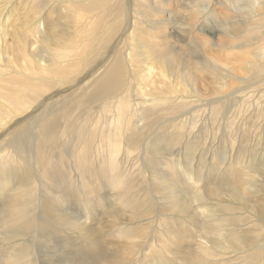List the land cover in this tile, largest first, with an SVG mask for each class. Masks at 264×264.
I'll list each match as a JSON object with an SVG mask.
<instances>
[{
    "label": "rangeland",
    "instance_id": "1",
    "mask_svg": "<svg viewBox=\"0 0 264 264\" xmlns=\"http://www.w3.org/2000/svg\"><path fill=\"white\" fill-rule=\"evenodd\" d=\"M125 2L0 0L10 78L30 64L28 50L53 54L26 27L44 17L53 37L78 47L79 74L63 82L100 66L79 91L44 86L6 127L27 114L22 146L13 140L10 162L0 159V181L16 178L0 194V264H264V0H142L132 13L140 30L122 43ZM154 58L166 78L142 79ZM183 82L191 104L180 110ZM144 94L175 100L135 116ZM0 111L9 113L3 99Z\"/></svg>",
    "mask_w": 264,
    "mask_h": 264
},
{
    "label": "bare ground",
    "instance_id": "2",
    "mask_svg": "<svg viewBox=\"0 0 264 264\" xmlns=\"http://www.w3.org/2000/svg\"><path fill=\"white\" fill-rule=\"evenodd\" d=\"M132 1L133 0H126V2H125L124 9L126 11L127 18H126V22H125L124 28L122 30V33H121L122 43H127L129 40H132L135 37V31L140 30L134 26L135 22H136V20H135L136 18L134 15H132V13L143 7V4L141 3L142 0L139 2V4L135 5V10L133 9ZM47 20H48V17H44L42 19L39 18L35 21L34 24L32 23L33 25L30 24L26 27L29 29L28 32H29L32 39H34L35 41H37L39 43L41 42V43L49 44V45H51V47L54 46L55 49H51V50H53V54H50L49 53L50 51L49 52L47 51L49 53L48 54L49 58L47 59L45 57L38 55L40 53H36V54L31 53L28 50V48L25 46L28 50L27 58H30V61H28L30 64L23 66L22 67L23 70H21V72H19V73L15 72L17 74H15V77H11V78H10V72L5 73V71L0 70V72H1L0 83L2 82V84H0V99H3L5 101L6 110L9 112V113H4V112L0 111V123H2V125H6V126H4L3 129H1V126H0V129H1L0 130V159H1V161L8 159L10 162V154L13 151L12 149L10 150V147H11L10 144H12L13 140L17 141L16 146L12 147L14 150H18L22 146V143L19 139L20 136L19 135L15 136V133L27 125V124H25V125L20 127V124L25 119H28V118L26 117L27 116V114H26V116L22 117V120L19 123L15 122L14 123L15 126L13 127L11 133H10V131L6 132L7 128H8L7 126L8 125L10 126V120H13L15 118L16 119L20 118L23 115V113L25 112L27 105L28 104L31 105V103H32L31 101H33L35 96H42L43 95L41 89L44 86H45L44 88H46L52 82H55L56 84H59L60 92L65 91L69 88H73V87H75V91H79L77 89V86L80 84L83 86L86 85L89 82V79L95 78L94 76H97L98 71L100 70V66L97 64L94 68L91 67L86 72L87 76L83 75L81 78H78V79L76 77L75 80L69 84L63 82V80L61 79L63 76H66V75H74V76L77 75L78 76V74H79V73L75 74V69L77 67V61L78 60L75 58V56H73L75 50L78 47H74V46L72 47V43L70 44V41L73 42V39L67 40L66 37H65V39H62L61 36L60 37L59 36L53 37L49 33V32H51V30L48 28V26L45 23V22H47ZM48 34H50V36ZM52 34H55V33H52ZM117 39H119V36L117 37ZM117 46H118V43H113L111 49L113 51H115ZM26 48H25V50H26ZM152 51L156 55V57L158 58L157 55L159 53V50L153 49ZM1 53L3 54V52H0V58H1ZM155 63H157V62H156V59L154 58L151 61V63H149V64L146 63L145 65H143L144 72H146L147 75H146V73L143 74L142 79H146L147 76L151 77L154 74H156V77H157L158 71L161 72V76H163V78H166V74L163 70H161V69L154 70L153 69V67H155V65H154ZM61 67H64L68 71L62 72ZM58 70H59L58 78L60 81L57 80L56 77H52L53 75H51L55 71L58 72ZM70 71L72 72L71 74H70ZM28 82H34L37 84V86L34 88L33 87L34 85H31ZM100 82H104L103 76L101 77ZM169 82L170 83L172 82L171 79L169 80ZM182 86H183V88H187L186 83L183 82V84L181 85L180 88L176 87V89H175L176 91L182 92L181 96L179 98H176V100L179 101L178 104H177V101H175V104H174V107H177L180 110L187 108L189 106V104H191L190 98L186 97L187 91L184 90L182 88ZM111 89H112V87L109 86L108 91H110ZM104 92L106 94H108L107 91H104ZM171 92H173V91H170L169 94ZM144 96H145V99L143 101L135 99V104H134V109H133V111H134L133 113L135 116H137V114H139L141 112V109L144 107L145 104L149 105L150 107H155V106H157V103L163 102V100L165 98H166V101H168V104H170L171 100H175L174 97L169 98L167 96L163 97L160 100H158L156 98H149L147 96V94H144ZM48 98L52 99L53 101L50 102L49 104H47L46 106L50 105L52 112H53V109L56 106L53 103L57 102V101H55V99H57L58 96L51 94L48 96ZM196 101H200V99H197ZM216 103H217V100L211 102V105H215ZM131 104H132V102L126 101V103L124 104V108L130 106ZM101 105L103 106L104 109L108 107V104L106 101L102 102ZM12 109L14 112H12ZM207 109H208V107H207ZM18 110H23V112L20 113L18 116L10 117V111L12 113H17ZM44 114L45 113L43 112V113L37 115L36 118L39 117V119L37 120V122L34 126V130L39 131V130H43L45 128L46 125L44 124V121H46V119L43 118ZM185 114H186V112H184V115ZM184 115L182 114V115L178 116L177 118H173L172 121L183 118ZM116 117L119 120L122 119V116L120 114H117ZM129 119H131V118H129ZM99 120H101V118H99ZM105 125H107V124H105ZM110 126H111V124L108 125V127H110ZM105 127L107 128V126H105ZM118 153H119V148H117L116 151H113L111 153V159H112L111 165H113V168H114L112 170V173L114 171L115 172L119 171L118 166L120 163H119V161L116 160ZM14 163H18V160H14ZM9 165L10 164L6 163L4 168H7ZM10 182H13V185H11ZM15 184H16V178H14V177H12L9 180L7 178L2 179L0 181V194L5 193L7 191V188H9V185H10V190H11Z\"/></svg>",
    "mask_w": 264,
    "mask_h": 264
}]
</instances>
